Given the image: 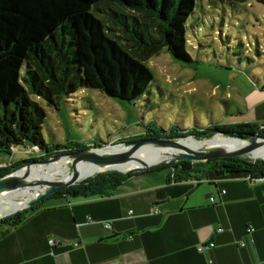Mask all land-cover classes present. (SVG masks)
Returning <instances> with one entry per match:
<instances>
[{
  "label": "trees",
  "instance_id": "obj_1",
  "mask_svg": "<svg viewBox=\"0 0 264 264\" xmlns=\"http://www.w3.org/2000/svg\"><path fill=\"white\" fill-rule=\"evenodd\" d=\"M100 4L107 7L112 25L97 12ZM194 9L195 0H0V151L10 153L25 145L46 158L101 145L103 142H46L42 131L46 112L32 95L52 105H58L63 95L88 87L127 101L142 97L153 80L146 61L162 48L178 60L191 61L185 27ZM197 124L181 129L172 126L167 131L148 129L147 133L183 137L223 130L264 135V129L255 123ZM24 162L0 165V177ZM169 166L173 167V181L264 177V161L246 157L183 160L141 170ZM138 171L98 173L65 187L0 220L6 225L3 234L24 223L51 197L108 196Z\"/></svg>",
  "mask_w": 264,
  "mask_h": 264
},
{
  "label": "crops",
  "instance_id": "obj_2",
  "mask_svg": "<svg viewBox=\"0 0 264 264\" xmlns=\"http://www.w3.org/2000/svg\"><path fill=\"white\" fill-rule=\"evenodd\" d=\"M258 84L245 112L212 123L264 126ZM170 177L168 168L141 170L108 196L47 199L6 234L0 227V264H264V177ZM52 237L61 244L51 247Z\"/></svg>",
  "mask_w": 264,
  "mask_h": 264
},
{
  "label": "rangeland",
  "instance_id": "obj_3",
  "mask_svg": "<svg viewBox=\"0 0 264 264\" xmlns=\"http://www.w3.org/2000/svg\"><path fill=\"white\" fill-rule=\"evenodd\" d=\"M106 9L100 4L97 12L112 25ZM185 37L191 61L178 60L162 48L146 61L153 80L134 101L91 87L63 95L58 105L32 95L46 112L42 123L46 142L118 143L147 136L148 129L191 128L198 122L208 127L215 122L211 116L222 120L224 113L245 112L262 87L259 81L264 82V2L195 0ZM223 132L228 131L192 134L196 137L190 140L224 137ZM42 158L41 151L25 145L10 153L0 151L1 166L26 160L15 171ZM109 171L113 169L99 173Z\"/></svg>",
  "mask_w": 264,
  "mask_h": 264
},
{
  "label": "water",
  "instance_id": "obj_4",
  "mask_svg": "<svg viewBox=\"0 0 264 264\" xmlns=\"http://www.w3.org/2000/svg\"><path fill=\"white\" fill-rule=\"evenodd\" d=\"M224 137H232V139H238L240 142L233 145H228L222 148H213L209 150H204L203 148H197L190 144V137L192 135H185L183 137H174V136H144L136 139H128L120 142H112L101 144L97 146H91L89 148L81 149L78 151H69L62 154H56L49 157H44L41 160L31 162V165L24 166L18 170H13L6 175L0 177V192L7 190H21L29 188L31 190H39L37 194L30 201L25 203L22 207L13 210L9 214L0 215V220L15 214L25 208H31L38 202L44 200L49 195L68 187L70 185H75L79 182H82L86 178L95 176L97 168L100 165H103L110 158L114 156H119L134 151L135 149L150 145L152 143H169L177 147L179 151L177 154H173L162 159L151 161L147 164H142L134 168H129L127 171H138L141 169H149L156 166H163L170 163H177L179 161L188 160L192 162L206 161L211 158H223V157H246L251 159H259L264 161V155L260 153H255L260 142H264V135L258 132H242V133H232V132H223ZM204 140V139H203ZM264 154V151L262 152ZM67 156H74L77 160H88L87 163L80 170H72L69 173L62 175L60 178L53 180H36L30 181L27 175L31 170V167L39 165L43 162H49L55 159H60ZM26 169V172L22 170ZM120 172V171H119Z\"/></svg>",
  "mask_w": 264,
  "mask_h": 264
},
{
  "label": "bare ground",
  "instance_id": "obj_5",
  "mask_svg": "<svg viewBox=\"0 0 264 264\" xmlns=\"http://www.w3.org/2000/svg\"><path fill=\"white\" fill-rule=\"evenodd\" d=\"M193 138L190 137V139ZM190 141V144L197 148H203L204 150L213 149L215 147L222 148L228 145L237 144L240 142L238 139H232V137L215 136L213 138H199L195 141ZM257 149L254 152L264 155V142H260ZM179 149L169 143H152L150 145H144L132 152L114 156L110 158L103 165L97 168L96 173L103 172L104 170H117L124 172L127 169L137 167L142 164H147L151 161L160 160L164 157L175 155ZM88 160H77L74 156H67L60 159H55L49 162H43L39 165L31 167L29 175H27L30 181L36 180H53L60 178L62 175L71 172L72 170H80L87 163ZM57 163L55 165H50ZM25 168L22 172H26ZM39 194V190H31L29 188L21 190H7L0 192V215L9 214L13 210L22 207L25 203ZM9 210V211H8ZM11 210V211H10Z\"/></svg>",
  "mask_w": 264,
  "mask_h": 264
},
{
  "label": "built area",
  "instance_id": "obj_6",
  "mask_svg": "<svg viewBox=\"0 0 264 264\" xmlns=\"http://www.w3.org/2000/svg\"><path fill=\"white\" fill-rule=\"evenodd\" d=\"M261 129H264V126H261ZM16 148V147H15ZM14 148V149H15ZM17 149V148H16ZM171 178L173 179V173H171ZM224 192V190H222V193ZM211 200L213 201L214 200V198L213 197H211ZM152 212H158L157 211V209H155V208H153L152 209ZM89 221L90 222H92L93 220H92V218H89ZM105 227H107V228H109V227H111L112 226V224H111V222H107V223H105ZM222 230H224L222 227H220V228H218L216 231L217 232H221ZM254 230V228L253 227H248V232H252ZM48 243H49V245L51 246V247H55V246H58V245H60L61 244V242L59 241V240H56V238H49L48 239ZM213 244H214V242H210L209 244H208V246H213ZM243 244V243H242ZM73 245L75 246V247H78V246H84L81 242H74L73 243ZM198 249H199V251H201L202 249H203V246H199L198 247Z\"/></svg>",
  "mask_w": 264,
  "mask_h": 264
},
{
  "label": "flooded vegetation",
  "instance_id": "obj_7",
  "mask_svg": "<svg viewBox=\"0 0 264 264\" xmlns=\"http://www.w3.org/2000/svg\"><path fill=\"white\" fill-rule=\"evenodd\" d=\"M146 135L148 136L149 134L146 132ZM147 136H146V137H147Z\"/></svg>",
  "mask_w": 264,
  "mask_h": 264
}]
</instances>
